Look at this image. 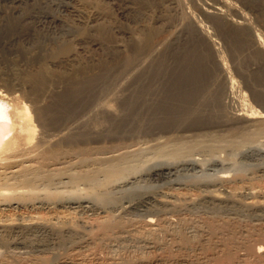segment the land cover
I'll list each match as a JSON object with an SVG mask.
<instances>
[{
	"label": "bare ground",
	"instance_id": "bare-ground-1",
	"mask_svg": "<svg viewBox=\"0 0 264 264\" xmlns=\"http://www.w3.org/2000/svg\"><path fill=\"white\" fill-rule=\"evenodd\" d=\"M171 1L176 6L183 8L181 9V20H183L185 29L184 35H186L189 41L187 49L190 48L189 51L185 53L183 51L182 55L180 54L184 59L183 61L180 60L181 58H179L178 53L181 52L184 46L182 48H154V44L151 47L152 42L149 40L153 36L149 37L151 35L144 34L146 39L144 41L142 39L139 43L143 47L134 48V55H129L133 53H127L129 58L122 62L119 65L120 67H111L115 71L119 68L120 71L116 72L120 73L118 76L121 75V78L123 77L122 73L128 74L130 77L127 78L116 79L118 77H115L116 74L113 75L114 72H112L113 70L110 71V67L109 70L101 68L96 71L82 68L84 67L82 66L80 67L81 69H77L74 73H71L73 71L70 73L66 72L67 75H65L62 72L57 73L51 67H48L47 64H43L40 70H38L40 72L36 71V74L33 73L31 76L29 75L27 80L25 79L26 85L31 84L30 93L28 92V96L33 102L31 107L26 106L23 101L20 102L21 99L19 100L18 96L8 98L0 91V159L2 158L3 160V157L11 154L14 155V153L18 155L17 152H23L24 150L27 153L28 150L33 149L34 152L35 147L37 150L38 145L45 144L46 140L48 138L50 140L51 137L53 138L56 133L66 141H76V139L87 140L88 138H93V136L101 138V136H104L103 132H106L105 136H119L121 134V137H124L122 134L126 137L128 136L127 134L134 136L146 135L145 137L157 134L158 137L159 133H165L174 135L173 138L175 139L171 141L173 148L169 152L167 149L165 151L161 150L159 155L171 153L170 156H173V159L180 157L185 151L192 152L207 149L209 152L210 150L212 152L220 148L221 145L219 146V143H222L224 140H219L212 134L206 135L207 138L206 136L204 137L207 140L197 139L191 142L192 139L189 137L190 142H187L188 140L184 141L185 138L181 133L185 131L199 132L200 128L203 129L202 126H206L207 128V125L209 127H214V125L223 126L227 130L232 131L233 137H240V139L228 141L227 146L248 143L256 136L264 135V110L258 111L259 109L256 110L252 107L247 99L248 96L244 92H241L244 94L240 95L238 99L237 96L235 97L237 95L236 90L241 91L238 86L239 89H236L238 80H234L235 77L231 76L234 71H230V74L222 58L225 54H220L219 48L216 47L218 45L216 44V38L214 39L213 35L217 30L223 32L226 25L232 28V30L229 28L231 32L228 31L225 36L227 38L226 41L231 46L230 50L235 57V62H237L238 74L241 72L243 73L242 75H246V78L244 76L243 78L247 81L248 86H246L250 88L253 99L264 102V34L262 37L259 30L257 32L258 28L256 29V24H260L264 28V0H241L243 5L249 8L252 16H249L250 14L248 15L246 12L244 13L241 9L242 6L239 8L238 5H234L233 1L235 0L232 2L227 0H212L213 3H209L207 0H188L196 6L198 12L204 18L209 20L208 23L212 24V28L214 26L216 30L213 29L211 31L202 21L200 22L196 19L197 16L190 10L186 0ZM227 12L233 13L235 17L232 16V18ZM94 29V34L103 35L101 26ZM212 31L214 32L212 33ZM185 44L188 45V43ZM159 45L160 47H166V44H163V46ZM57 50L58 54L55 52L56 50L53 52V54L59 55V58L56 57L58 60L53 59L55 62L53 63L54 66L79 60L77 59L78 50L72 48L70 44L60 45ZM115 57L117 56L115 55ZM106 65L108 66V64ZM252 67L254 68L252 69ZM26 81L28 82L26 83ZM22 82L20 83L23 87L22 84L24 82ZM55 83L62 85L60 91L52 88V85H55ZM239 86H241V83ZM227 99L230 101L236 100V103H239L240 109L238 108L234 111L232 109V111L228 110L227 108L230 105H226ZM111 139L113 138L111 137ZM48 140L47 143L52 142V140L49 142ZM53 143L57 144L56 141ZM52 145L51 147H54V144ZM160 146L162 148L165 147L163 145ZM49 148H47L46 152L41 151L42 154L44 152L43 155H39L40 157L42 156V160L44 155L46 156V160V158L50 159L56 154V145L54 150L52 148L49 150ZM38 149H41L40 146ZM151 149L153 152L154 149ZM146 150L141 149L140 151L146 153ZM29 151L28 153H30ZM147 153L149 155L150 151ZM130 154L113 160H110L111 158L109 159L108 157L109 162H106L107 160L105 159V162H103V156L101 157L102 159L97 160L93 157L95 160H92L91 156H84L85 158H83L81 155L83 159L80 158L79 169H73V171L72 169L71 171L68 169L56 171L54 169L55 171L45 172V167L42 166L43 164H40L44 169L39 166H35L36 168H31L30 166L22 168L24 167L22 166V170H17L19 172L17 173L16 171V174L13 175L12 173L11 175H7V171L0 172V191H3L0 192V198L8 199L9 202H12L11 199L13 200V197H16L15 200L18 203L21 201L20 203L26 205L35 203L36 193L34 194L32 191L33 188L34 191L37 190L34 186H38L41 182L51 183L56 178H61L64 174H67L70 181L75 184L84 183L85 185H89L88 194L90 197H94L99 191H101V194L103 193L102 190L106 192V187L112 184L117 185L116 182L121 183L119 181H123L127 176H131L134 169L129 166L138 156L137 153ZM13 155L12 158L15 157ZM138 155L140 156V154ZM136 161L138 162V160ZM75 166L74 168H76ZM70 167L72 166L70 165ZM227 177L228 175L225 174L218 179L226 180ZM2 186L11 187L6 189V187ZM12 186H22V188L17 187V189H22L18 191V194L20 191H24L23 188L26 190L16 196L17 190L15 187L12 188ZM76 186L74 187L76 188ZM83 187L80 186V188ZM64 188L66 187L64 186ZM40 189L42 188L39 187V191ZM73 191H79V189ZM73 191H70V193ZM51 192H43L44 195H47V198H50H48L49 202L51 201L50 195L58 197L54 193L50 194ZM61 193L59 192L58 195ZM64 193L61 195H65ZM61 195L58 198L62 199L63 196L61 197ZM43 197L46 198L45 196ZM65 197L67 199L70 198H68L67 193ZM139 197L134 198L139 199ZM143 197L141 198L142 200ZM87 198L89 199V197ZM134 198L131 197V199ZM37 199L39 198L37 197ZM131 199L128 201L132 202ZM146 199L141 200L139 204L135 202V204L128 206V209L141 214V218H131V216L125 218L120 214L119 216H114L115 213H111L112 215L109 213L110 216L108 215L107 220L98 223V225L96 224L97 226L86 233H84L85 231L82 232L83 230H79L81 233L74 232L73 226L71 228L74 231H70L68 227V231L62 232L60 228L59 233L57 232L59 230L58 227L57 233H49L45 229L47 226L44 228L37 225H29V227L23 225L24 227L17 226L10 229H6L7 227H5V231H0V264H264V225L252 226L248 225L249 223L243 224L237 221V219L207 218L208 215H206L207 217H201V215L195 216V214L192 216L181 209L183 206L179 208L181 205L177 207L179 209L174 207L170 209L165 204L162 206L163 203L161 205H153V202L152 204L150 200ZM5 200L2 201L5 202ZM54 200L56 201V198L51 203L55 202ZM99 200L98 204L102 203L105 199ZM208 200L211 199L209 198ZM41 201L43 202V199ZM59 201L64 200L59 199ZM105 202L107 203V201ZM0 203L2 202L0 201ZM205 203L208 204L207 202ZM86 204L88 203L85 201L72 202L69 208L73 210H76V208L86 209L88 208ZM209 205L211 204L209 203ZM230 205L229 207L231 208ZM113 206L115 205L113 204ZM215 206L218 205L215 204ZM125 207L127 208V206ZM71 211L68 214L72 213ZM56 246L61 247L62 251L60 250V253L57 252V255H52L50 250L52 247L56 249ZM1 249H3V252L5 249V252L1 253Z\"/></svg>",
	"mask_w": 264,
	"mask_h": 264
},
{
	"label": "rangeland",
	"instance_id": "rangeland-1",
	"mask_svg": "<svg viewBox=\"0 0 264 264\" xmlns=\"http://www.w3.org/2000/svg\"><path fill=\"white\" fill-rule=\"evenodd\" d=\"M207 1L209 3H213L212 0ZM227 1L232 2L233 0ZM236 1L237 0L233 1L234 5H238L239 8L242 6L241 9L244 11V13L246 12L248 15L250 14L249 16H252L251 12H249V8L243 5L241 0H238L237 2ZM186 2L188 3L190 10L197 16L196 19L198 21H202L203 24L209 27L210 31L213 29L216 30L214 26L212 28V24L210 25V23H208L209 20L204 18V16L200 12H198V9L195 5H193L188 0H186ZM181 9L183 8L176 6V4L171 0H169V3L168 0H0V91L8 98H10L11 96H18L19 100L21 99L20 102L23 101L26 106L28 105L29 107H31L33 105V102L28 96L31 90V84H27L29 86L28 87L25 84V79L27 80V78H29V75H33V73H35L36 71L40 72L38 70H40L43 64H47V66L51 67L52 70L56 71L57 73L62 72L65 75H67V73H70L71 71H73L71 73H74L82 66H84L82 68L96 71L100 70L101 68H107L109 70L110 67L111 71L113 70L111 69V67H120L119 65L127 58H129V53H133L129 55H134V48L143 47V45L139 43L140 41H142V39L143 41L146 39V34L148 36L151 35L149 37L153 36L152 39L149 40L152 42L151 47L154 44V48H182L184 46L181 49V52L178 53V56H180L179 58H181L180 60L183 61L184 59L181 56V53H183V51L184 53L189 51L190 48L187 49V47L189 46V41L187 40L186 35H184L185 29L183 20H181ZM229 14L231 17L234 16V14L231 12ZM99 26H101V28L103 29L102 36L99 34H94V28L97 29ZM159 26L161 27L159 28ZM261 27L262 26L260 24H256V29L258 28L257 32L259 30V33L263 37L264 31L262 32V30H264V28L262 27V29ZM229 28L230 30H232L230 26L226 25L223 32L221 30H217L215 32L212 31V33L214 32V39L216 38V44H218L216 45V47L219 48L220 54H225L222 56V58L226 67L228 68L229 72L234 71L231 76L235 77L234 80H238L237 83L235 81L236 87H240L241 91L236 90L237 95H235V97L237 96L238 99L240 95L245 93L248 96L247 99L249 100V104H251V106L256 110L259 109L258 111H263L264 102L256 101L253 99L250 88L247 87V81H245L246 79H244L246 78V75H242L243 73L241 72V74H238L239 70L237 69V62H235V57L230 50L231 46L228 41H226L227 38L225 36L227 32L230 31ZM171 38H174L175 40H172ZM218 41L220 44L218 43ZM165 42H167L168 44ZM162 43L164 45L166 44V47L163 46ZM185 43H188V45ZM63 44H70L72 48H76L78 50L77 59L79 60H76V62L72 63H65L54 66V60H58L59 58V55H57V48H59V46ZM159 44H161V46L163 47H160ZM115 48L119 49L115 50ZM126 48L129 51H127ZM104 49L107 51H105ZM54 50H56V55L53 54ZM115 55L117 57H115ZM115 63L117 64V66ZM106 64H108V66ZM253 68L254 67H252V69ZM116 71H120L119 68H117ZM116 71H112L114 72L113 75L116 74L115 77H118L116 79L130 77L128 74L124 73V76V74L122 73L123 77L121 78V75L118 76V74L120 73ZM22 81L24 82V84H22L23 87L20 83ZM27 82L28 81H26V83ZM240 83L241 86H239ZM55 85H52V88L60 91V87L62 85H57L56 83ZM238 87L236 89H239ZM238 93L240 94L238 95ZM23 98L25 99L23 100ZM227 100H225L227 101L225 102L226 105H230V107L227 108L228 110L232 109L234 111L235 109L239 108V103H236V100ZM32 108H30L31 111H33ZM207 126L208 128L206 126H202L203 129L200 128L201 130L199 132L185 131L181 133L185 138L184 141L188 140L187 142H190V139H192L191 142H194L197 139H206V135L212 134L217 137V139L224 140L222 141V143H219V146L223 145V147L225 146L224 148L220 146V148L215 149L212 152L211 150L209 152V150L207 149L203 150L204 152L202 150H196L192 152L185 151L180 157L173 159V156H170L171 153H165L166 155L162 153L164 156L162 154H159L161 150L165 151L167 149V151L169 152L173 148V143L171 141L175 139L173 138L174 135L159 133L158 137L157 134H155L156 137L155 135H147V137H145L146 135L134 136L127 134L128 136L126 137L124 134H122V136L124 137H121L120 134L119 136L107 135L109 136L107 137L105 136L106 132H103V135L105 137L101 136L100 138L98 136L97 138L93 136V138L91 137L87 140L82 139L84 141H82L81 139H76V141H66L60 138V136L57 135L58 133L54 132L57 136L53 133L56 137L54 136V139L52 137V139L50 138L52 142L48 140L49 138L47 137L48 142L50 141L51 143H47V140L45 139V144L38 145L37 150L35 149V147L34 152L33 149L30 151L28 150L30 153H28V151L26 153V150H24L23 152H17L19 156L14 153V155H7L9 157H3V160L1 158L0 172L7 171V175H11V173L13 175L16 174L15 172L17 170L20 171L22 170V168H27L28 166H30L31 168H36L35 166H43L45 167V169L42 167L45 172L55 171L54 169H56V171L67 169L70 171L71 169L72 171L73 169L77 170L79 169L80 160L85 158L84 156H91L92 158L94 157L97 160L103 158V160H107L106 162H109L110 158V160H113L121 156L131 155L130 153H137L138 156H136L137 158H135L129 166L134 169L131 173V176H127V178L123 179V181H119L121 183L116 182L117 185L112 184V187H106V192L102 190L103 193L101 194V191H99L94 197H90V195L88 194V190L90 189L89 185H85L84 183L75 184L70 181L67 174H64L63 176H61V178H56L55 181L51 183L43 182L47 185L48 189L42 182L41 183L43 185L39 183L38 186H34L37 191H34L33 188L32 192L34 194L36 193V199L37 197L39 198L37 200L35 199V203H29V205H26L24 203H20L21 201H19L18 203V201L15 200L16 197H13V200L11 199L12 202H9L8 199H6L8 200L6 201L4 198H0V201L2 202L0 203V227H3L0 228V231H5V227H7L6 229H10L11 227L13 228L23 225H26V227H29V225H37L43 226L44 228L47 226L45 229H47L49 233H59L61 229L62 232L65 230L68 231V227L70 228V231H72V228H74L75 231H73L76 233H81L82 230V232L85 231L84 233H86L93 227L97 226L98 223L107 220L108 215L110 216L111 213H115L114 216H119L120 214L125 218H128L130 216L131 218H141V214L128 209V206L130 204H135V202L136 204H139L143 196V200L147 198L146 200H150L151 203L153 202V205H161L163 203L162 206H164L165 204L166 207H170V209H173V207L179 209L183 206L181 209L185 210L187 214H191L192 216H194V214L195 216L201 215V217H205L206 215H208V217L206 216L207 218L213 217L223 220L237 219V221L242 222L243 224L249 223L248 225L252 226L264 225V135L256 136L252 141H249L248 143L240 144L242 146H227L226 144L228 141L240 139V137H233L232 131L227 130L226 127L219 125H214V127H209V125ZM160 135L162 136L160 137ZM205 136L206 138H204ZM111 137L113 139H111ZM189 137L190 139H188ZM55 141L57 144L53 143ZM60 141H63L62 144ZM47 144L50 145L49 147L53 146L52 144H54V147H51L53 150L55 149L56 145V154H54L55 156L53 155L52 158H50L51 160L48 158H46L45 160L46 156L44 155L43 161L42 156L40 157L39 155L42 154L41 151H47V148H49ZM160 145L165 146L163 147L164 149ZM39 146L41 149H38ZM51 148H49V150H51ZM151 148L154 149L153 152L151 151ZM141 149L149 150L151 154H149L150 157L147 153L149 151L146 150V153H142V151H140ZM154 152L157 153L156 155L158 157ZM21 153L24 155H22ZM138 154H140V156ZM145 154L148 155V157H146ZM12 155L13 157H15L12 158ZM81 155L83 156V158L81 157ZM108 157L109 159H107ZM94 158L92 160H95ZM105 160L103 162H105ZM136 160H138V162ZM141 160L142 162L140 163ZM40 164L43 165L41 166ZM70 165L72 167H70ZM74 166L76 168H74ZM19 171H17V173ZM225 174L228 175L226 179L227 181L225 179H218ZM41 185L45 186L42 187ZM49 185L52 186L50 187ZM75 185H77L76 188L74 187ZM79 185L81 187H83L84 185V187L80 188ZM64 186L66 188H64ZM2 187H6L7 189L11 186ZM14 187L15 186H12V188ZM17 187L20 186L15 187V189L17 190V195H14L16 196L20 195L26 190L25 188H23L24 191H20L21 193L19 192L18 194V191L22 190L20 189L22 188V186L18 189ZM39 187L43 189H40L41 193L39 191ZM12 188L11 190L13 191ZM45 189L46 191H44ZM77 189H79V191H73ZM50 190L53 192H51ZM61 190L63 191V193L65 192V195H61L63 194L61 193ZM4 191L6 190L4 189ZM47 191L51 192L50 194L54 193V195H57L58 197L59 195L63 197L61 199L58 197H52L50 194H48L51 197V201L49 202L50 198L48 197V199L47 195H44L43 193H48ZM70 191L73 192L70 193ZM37 192L38 195L40 193L39 196L37 195ZM59 192L61 194L58 195ZM66 193L68 195V198L70 197L69 199H67V197L64 198V196H66ZM43 196H45L46 198H44ZM133 196L140 197L139 199H135ZM40 197L43 199V202L41 201L42 199L40 200ZM79 197L80 199H78ZM87 197H89V199ZM131 197L135 200L131 199ZM52 198H56V201H54L57 203H51L53 200ZM209 198L213 200H208ZM224 198L226 199L224 200ZM59 199L64 201H59ZM99 199H105L103 200V202L101 201L104 204H98V202L100 201ZM130 199L132 202H129ZM184 199H186V202L184 201ZM2 200H5L6 203ZM38 200H40L41 202ZM80 201H85L86 203H88L86 204V206L88 205V208H76V210L69 208L72 202L76 203ZM105 201H107V203ZM188 201L189 203H187ZM205 202H207L208 204H206ZM209 203L211 205H209ZM113 204L115 206H113ZM215 204L218 206H215ZM179 205L181 206L177 208ZM229 205L231 206V208L229 207ZM247 205L251 207H248ZM125 206H127V208ZM70 211L72 213L68 214ZM132 214H134L135 216ZM215 214L217 215V217ZM51 227L53 228V230H51ZM57 227L59 228V230ZM56 230L58 231L56 232ZM60 248L61 247L59 246H56V249L52 247L50 253L52 255H57L58 253H60V250L62 251V248ZM52 249L54 250L52 251ZM1 251V253H4L5 249L4 252L3 249H1Z\"/></svg>",
	"mask_w": 264,
	"mask_h": 264
}]
</instances>
